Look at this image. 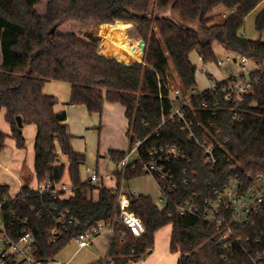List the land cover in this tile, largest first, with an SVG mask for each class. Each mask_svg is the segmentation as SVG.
<instances>
[{
	"label": "trees",
	"instance_id": "obj_1",
	"mask_svg": "<svg viewBox=\"0 0 264 264\" xmlns=\"http://www.w3.org/2000/svg\"><path fill=\"white\" fill-rule=\"evenodd\" d=\"M38 1L0 0V114L5 111L11 126V134L0 129V150L6 146L8 136L15 138L19 148H25L23 127L35 124L37 179L53 183L67 179L74 189L68 197H55L23 184L11 199L10 185L0 183V199L10 198L5 213L12 235L33 231L37 256L53 262L80 232L100 222H110L117 210V187L81 180L80 168L86 154L72 144L74 136L69 131L66 110H56L57 97L44 92L47 81L61 80L71 84L69 103L84 104L90 113H101L106 102L121 103L128 119L130 145L145 138L142 151L176 144L186 152L184 159H175L168 165L173 178L162 180L154 174L162 185L172 186L165 206L149 194L131 197L129 209L142 219L146 231L138 237L117 222L108 249L111 264H129L152 252L157 231L168 224H172L170 249L180 253L178 264H252L245 248L253 253L264 250V203L244 224L233 221L228 213L223 228L229 225L234 231L228 245L221 240L215 223L204 220L201 214H179L177 207L194 193L201 198L213 197L232 179L250 186L264 174V71L255 69L250 73L253 87L241 101L225 99L220 87L215 97L206 90L193 96L185 107L190 119L203 120L204 124L197 127L201 137L207 134L203 133L207 126L213 131L221 130L222 139H230L228 151H219L215 168L205 163L200 147L188 139L179 121L168 119L160 124L162 105L166 112L170 111L173 80L178 79L185 91L197 86V66L190 59L193 50L199 52L203 62H215L218 57L213 43L217 41L228 51L245 54L258 63L264 61V41L241 34L246 17L264 0H49L45 13L38 11ZM154 4L159 10L178 12L185 20H199V28L182 26L168 16L158 15L153 20ZM220 5L231 13L223 22L212 24V12ZM117 20L133 22L144 39L142 62L126 64L116 58L140 59L138 45L129 49L130 56L120 44L105 45L103 53L74 44L76 39L97 48L108 32L130 28L129 24L115 23ZM68 23L84 25L63 26ZM255 23L263 33L264 8ZM109 34L128 37L123 30ZM205 98L212 108L203 107ZM236 111L239 119L234 118ZM18 116L23 126L18 125ZM110 154L119 162L125 151L111 150ZM115 174L119 184L122 178L125 181L149 173L129 166L124 173L116 169ZM95 188L99 189L97 200L90 196ZM62 212L75 221L68 222V230L52 240L57 215ZM25 217L27 224L22 222ZM103 260L89 264H102Z\"/></svg>",
	"mask_w": 264,
	"mask_h": 264
},
{
	"label": "built area",
	"instance_id": "obj_2",
	"mask_svg": "<svg viewBox=\"0 0 264 264\" xmlns=\"http://www.w3.org/2000/svg\"><path fill=\"white\" fill-rule=\"evenodd\" d=\"M242 35L244 32L241 33ZM202 58V57H201ZM251 58L245 54L230 53L227 56L229 61H240L241 69H237L227 76L218 79L210 80L209 84L203 89L192 88L185 91L180 85L170 86V111L166 112L165 107L162 105V125L166 120H177L181 123L182 129L187 133L190 141L197 144L201 151L202 156L210 167L215 168L220 160V150H226L227 145L230 144V139H222L221 130L213 131L211 128L205 126L203 133L200 136V131L197 127L203 125V120L197 118L196 120L188 117L186 106L191 103L192 97L202 94L204 91H210V94L215 97L216 91L221 87L224 92L225 99H235L241 101L244 99L245 94L252 90L253 80L249 77L250 73L257 70L264 71V61L260 62L256 68L248 65ZM218 65H223L225 61L217 58L215 61ZM210 76H214L210 73ZM257 81V80H256ZM189 92V93H188ZM162 98V94H160ZM215 106H219V101H215ZM204 108L209 109L210 101L205 98L202 102ZM240 115L236 111L234 118L239 119ZM215 127V124H212ZM209 135V136H206ZM145 138H139L125 151L124 157L117 163L116 169L122 170L124 173L129 166L132 169L140 167L144 172H148L154 178V174L160 175L162 180L171 179L173 175L168 165L175 159H184L186 157L185 150L176 144H167L150 147L146 150H141ZM115 169V170H116ZM115 170L113 173H115ZM102 177L97 169H91L89 181L92 184H99ZM156 179V178H155ZM160 189V199L167 202L168 190L172 187L162 185L157 180ZM32 189L38 191L40 194L53 193L55 197H68L73 192V185L68 181L62 180L53 183L51 180L39 181L34 185H29ZM169 188V189H168ZM118 197H117V210L113 215L110 222H100L97 226L89 230H84L79 233L73 241L79 248L91 246L98 236L103 232H109L110 241L115 233V224L121 222L125 224L135 236H141L145 233L146 228L142 219L131 209V197H138L142 193L138 190H131L130 192L124 191V180L118 184ZM69 193V194H68ZM17 194L10 195L11 199L15 198ZM9 197L4 196L0 199V264H52V261L45 262L41 260L36 254L37 237L31 230L19 232L17 237L12 235L8 225L7 216L5 213V205ZM264 203V174H261L256 182L250 186H245L237 179H232L224 186L223 190H217L216 195L209 198H201L200 194L194 193L184 204L177 207L179 214H201L203 219L215 223L220 228L221 240L228 245V238L234 233L232 228L226 223L228 213H231L232 220L244 224L248 222L253 212L259 210L260 206ZM69 211V209H67ZM16 215V212H13ZM172 213L169 212V215ZM57 225L52 232V240L64 234L68 230V222H74L73 216H67L66 212L57 215ZM22 222L27 224L28 218L22 219ZM13 229V228H12ZM110 244V243H109ZM246 253L251 257L252 264H264V250L251 252L245 248ZM137 261H131L129 264H137ZM112 261L108 254L103 260L102 264H111Z\"/></svg>",
	"mask_w": 264,
	"mask_h": 264
},
{
	"label": "rangeland",
	"instance_id": "obj_3",
	"mask_svg": "<svg viewBox=\"0 0 264 264\" xmlns=\"http://www.w3.org/2000/svg\"><path fill=\"white\" fill-rule=\"evenodd\" d=\"M49 0H39L38 4L36 5L38 11L40 13H45L46 11V6L47 2ZM264 8V2H262L260 5H258L249 15L246 17L245 24H244V33L247 38L250 39H261L264 41V31L263 33L259 32L256 28V17L258 13ZM152 18L154 20L155 16H168L172 18L174 21L178 22L182 26H188L194 29L199 28V20H185L182 18L178 12L167 9V10H159L157 7H152ZM228 10L224 8V6H217L212 14L214 15V20L211 22L213 23H221L224 21L226 15L228 14ZM117 22H120L122 24H129L130 28L127 30V36L130 38L129 41L130 43H127L129 46L133 45H138L139 49L141 51V60L139 61H134V60H128L129 62H142L143 61V56L145 51H142V48L139 44V40L142 39L138 33L136 32V29L134 27L133 22H125L122 20H119ZM115 22V23H117ZM99 24V23H97ZM114 24V23H112ZM84 24H78V23H68L63 26H81ZM111 25V24H110ZM109 25V26H110ZM152 25H156L155 22H152ZM62 27V26H61ZM60 27V28H61ZM59 28V29H60ZM58 29V31H59ZM117 30V29H115ZM124 30V29H121ZM126 31V30H125ZM107 35V34H106ZM106 37V36H105ZM112 35L108 34V38L110 39ZM74 40V44L80 47L84 48H89L92 50H97L101 53L103 49H105V43L102 42L99 47H95L93 45H89L88 43L76 40ZM144 40V39H143ZM105 41V40H103ZM128 41V40H127ZM120 44L122 46H126V40L120 39L119 40ZM114 44V45H116ZM112 45V46H114ZM108 46V45H107ZM215 52L217 54V57L219 59H223L225 63L223 65H218L216 62H203L202 58L200 57V54L197 50H193L190 54V59L192 62L197 66V71H196V83L197 89H203L205 88L210 80L218 79L223 76H227L230 73L234 72L237 69H241V64L240 61H229L227 60V56L232 53L231 51H228L225 49V47L220 44L217 41H214L213 43ZM126 48V47H125ZM127 50V49H126ZM128 53V51H127ZM107 56H112L116 57L113 55H107ZM118 58V57H116ZM127 61V60H125ZM248 65L250 67L256 68L259 63L253 59L249 60ZM210 73H212L214 76H210ZM178 79L175 78L173 80V85H179L178 84ZM189 93V92H188ZM2 120L0 118V124L2 123ZM24 127H26L24 129ZM23 127V133L26 138V147L25 149H21V154H22V162H14L13 165H15V169L13 170V173L11 171H8L5 169V166L8 165V163H2L0 164V182L3 183H8L12 185V188L10 190L11 195H15L18 193V186L17 182H15L13 178V174L17 173L18 177L22 180L23 183H36V174L34 170V156H35V150H34V143H35V136L37 133L36 125L34 124H26ZM3 150V149H2ZM0 150V152L2 151ZM6 150V149H5ZM85 153V152H84ZM86 154V161L84 164H82L80 168V177L81 180L83 181H88L89 176H90V171L91 169H97L100 176H107L108 174H111L117 167V163L112 157L111 154L108 153L106 155V158L100 157L97 161V157L94 159L91 157L90 154ZM23 164V166H22ZM19 165V166H18ZM11 167V166H10ZM67 177V176H66ZM67 180V179H65ZM16 183V184H15ZM104 183L105 186H116L118 187V180L116 177L111 178H105L104 181H100V184ZM99 185V184H98ZM131 190H138L142 192L143 194H149L155 200L158 202L160 206H165L166 202L162 199H160V189L158 186V183L156 179L151 175V174H144L140 175L137 177H134L129 180L124 181V191L128 192ZM99 196V189L96 188L93 193V197L96 199ZM171 224H168L158 230L156 234V241H155V246L157 249H160V253L164 252V257L160 264L168 263V264H174V260L177 257L176 252H172L169 249V236L171 232ZM107 242H104L102 245L101 243V238L99 240H96L93 245L85 247V248H80L77 246V244L72 240L56 257L55 260L53 261L52 264H86L87 262H90L92 260H98L101 258H105L107 254ZM152 253V252H150ZM149 253V254H150ZM149 254H146L147 256ZM153 256H157L156 254Z\"/></svg>",
	"mask_w": 264,
	"mask_h": 264
},
{
	"label": "crops",
	"instance_id": "obj_4",
	"mask_svg": "<svg viewBox=\"0 0 264 264\" xmlns=\"http://www.w3.org/2000/svg\"><path fill=\"white\" fill-rule=\"evenodd\" d=\"M230 13L231 12H229L226 16H228ZM118 30H121V29L108 32L106 37L104 38L105 41L103 42L108 46H112L116 43H120L119 40L124 39V38L118 34H113L110 39H107L109 33H114L115 31H118ZM125 32L127 33V31ZM129 39L130 38L127 37L124 40H126L125 47L128 51V54L130 55L129 49L133 47L134 45L129 46L127 44V43H130ZM140 54H141V51H140ZM131 57L134 60H138V61L141 60V58L137 59L133 56ZM1 60H2V55H1V50H0V62ZM44 92L47 94L55 95L57 97V103L55 104L56 110L58 111L62 109L66 110L69 131L74 136L72 139V144L75 150L79 152H83V153L84 152L88 153L91 155L93 159L97 157V161H98L100 157L106 158V155L110 153L111 150L126 151L129 148L130 139L126 133L128 129V119L125 115V107L121 103L106 102L104 105V109L101 113L100 112L90 113L88 111V108L84 104L75 105V104L69 103L70 95H71V84L67 81H61V80L47 81L46 84L44 85ZM0 118L3 119L2 123L0 124V129L7 134H11V126L5 119V111H2V113L0 114ZM25 128L26 127H24V129ZM36 129H37V126H36ZM21 149H25V148H19L16 144L15 138L11 136L7 137L6 146L0 152V164L1 162L8 163L11 167L6 165L5 169L8 171H11V173H13L12 169H15V165H13L14 162H22ZM34 159H35V156H34ZM13 175H14L13 178L15 182H17L18 192L23 184L34 185L32 183H23L22 180L18 177L17 173H14ZM101 177H102L101 179L102 182L104 181L105 178L112 179L113 177H116L118 180L117 175L113 172L111 174H108L106 177L105 176H101ZM37 180L38 179L36 177V182ZM0 183H3V182H0ZM4 184H8V183H4ZM110 187H116V186H110ZM11 188H12V185H10V190ZM94 190L91 191L90 196L94 200H97L99 196L96 199L93 197ZM171 233H172V226H171V232L169 236V249H170V242H171ZM99 238H101L102 245L104 244V242H107L106 249H107V254H108L109 243H110L109 242L110 241L109 232L107 231L103 232L100 236L95 238L94 242L96 240H99ZM159 250L160 249L153 247L152 253H150L148 256L145 255L144 257H142V260L139 261L137 264H160V262L163 259H165L164 257L165 255H164V252L160 253ZM176 253L178 254H177L176 259L174 260V264H178V260L180 256L179 252H176ZM155 254L157 256H153ZM96 260H92L90 262H87L86 264H89ZM164 264H168V263H164Z\"/></svg>",
	"mask_w": 264,
	"mask_h": 264
},
{
	"label": "water",
	"instance_id": "obj_5",
	"mask_svg": "<svg viewBox=\"0 0 264 264\" xmlns=\"http://www.w3.org/2000/svg\"><path fill=\"white\" fill-rule=\"evenodd\" d=\"M117 21H119V20H117ZM116 21V22H117ZM139 44H140V46H141V48H142V51L144 52L145 51V49H146V43H145V41L143 40V39H140L139 40ZM118 60H120V61H124L126 64H130L131 62H129V61H125V60H122V59H120V58H117ZM17 121H18V125L19 126H23V121H22V117L21 116H18L17 117Z\"/></svg>",
	"mask_w": 264,
	"mask_h": 264
}]
</instances>
